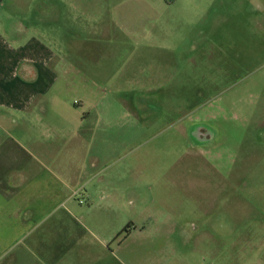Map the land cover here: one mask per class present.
Here are the masks:
<instances>
[{"label": "rangeland", "instance_id": "rangeland-1", "mask_svg": "<svg viewBox=\"0 0 264 264\" xmlns=\"http://www.w3.org/2000/svg\"><path fill=\"white\" fill-rule=\"evenodd\" d=\"M6 11L0 127H118L104 172L123 196L127 253L169 229L174 264H188L183 236L197 227L209 264H264V0H15ZM38 48L42 77L56 80L23 111L27 67L40 72L23 59ZM86 64L94 72L79 74ZM197 125L213 143L191 137ZM247 232L254 248L238 255ZM143 249L122 263L164 264Z\"/></svg>", "mask_w": 264, "mask_h": 264}, {"label": "crops", "instance_id": "crops-1", "mask_svg": "<svg viewBox=\"0 0 264 264\" xmlns=\"http://www.w3.org/2000/svg\"><path fill=\"white\" fill-rule=\"evenodd\" d=\"M14 2L0 0V20H12L6 7ZM15 29L19 35L26 31L22 24ZM33 47L32 42L25 46L28 50ZM38 50L36 55L32 53L34 58L23 59L40 70L35 75L30 66L25 69L28 76L23 87V111L33 100L40 102L49 91L48 85L56 80L42 77L40 67L44 62L36 60L42 56ZM76 67L79 74L94 72L84 70L87 64ZM4 79L5 75H0V81ZM44 126L0 127V264H123L121 259L132 262L134 256L140 258L143 248L145 256L161 252L164 264H174L176 237L169 229L163 241L159 236L141 238L135 254L125 251L122 239L114 240L124 229L123 196L112 188L111 174L104 172L108 166L104 151L109 144L108 133L118 127ZM131 128L138 127L122 130ZM79 136L82 138L75 140ZM135 228L145 234L143 224ZM201 240H192L190 247L197 259L188 264H209ZM155 244L162 245L153 252L149 246ZM210 264L217 263L213 260Z\"/></svg>", "mask_w": 264, "mask_h": 264}, {"label": "flooded vegetation", "instance_id": "flooded-vegetation-1", "mask_svg": "<svg viewBox=\"0 0 264 264\" xmlns=\"http://www.w3.org/2000/svg\"><path fill=\"white\" fill-rule=\"evenodd\" d=\"M190 131L191 132H189V133H191V137L196 138L199 144L209 145V144L214 142L215 134L213 133V131H211L207 127H198V125H197V126H193ZM198 147H199V145H198ZM193 231H195L194 234H196L198 232L197 227H194ZM185 233H187V231H184V234ZM194 234L191 233L188 237H187V235H184L183 238H185V239L189 238V240L192 243V240L194 238H196ZM246 234H247L246 236H242V237L238 236L236 238V241L234 242L235 244H234L233 250L235 249L237 251L238 255L239 254H241L242 256L249 255L250 250L254 248L253 246L255 245V240H256V239H254L255 237L252 236L251 233H249V232H247ZM179 238H182V237H179ZM212 240L215 241L214 244H217L218 241H219V243H222L220 241V238L219 239L213 238ZM212 249H216V247H214Z\"/></svg>", "mask_w": 264, "mask_h": 264}, {"label": "trees", "instance_id": "trees-1", "mask_svg": "<svg viewBox=\"0 0 264 264\" xmlns=\"http://www.w3.org/2000/svg\"><path fill=\"white\" fill-rule=\"evenodd\" d=\"M127 234H128V231L124 228L122 231H120V232L116 235V237H115L114 240L121 239V238H120L121 236H126Z\"/></svg>", "mask_w": 264, "mask_h": 264}]
</instances>
